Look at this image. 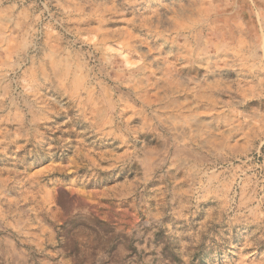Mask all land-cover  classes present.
Returning a JSON list of instances; mask_svg holds the SVG:
<instances>
[{
  "label": "clouds",
  "instance_id": "1",
  "mask_svg": "<svg viewBox=\"0 0 264 264\" xmlns=\"http://www.w3.org/2000/svg\"><path fill=\"white\" fill-rule=\"evenodd\" d=\"M0 264H264V0H0Z\"/></svg>",
  "mask_w": 264,
  "mask_h": 264
}]
</instances>
